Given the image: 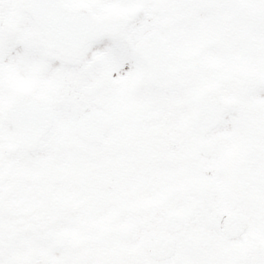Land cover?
<instances>
[{
  "label": "snow or ice",
  "instance_id": "1",
  "mask_svg": "<svg viewBox=\"0 0 264 264\" xmlns=\"http://www.w3.org/2000/svg\"><path fill=\"white\" fill-rule=\"evenodd\" d=\"M0 264H264V0H0Z\"/></svg>",
  "mask_w": 264,
  "mask_h": 264
}]
</instances>
